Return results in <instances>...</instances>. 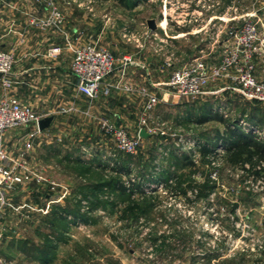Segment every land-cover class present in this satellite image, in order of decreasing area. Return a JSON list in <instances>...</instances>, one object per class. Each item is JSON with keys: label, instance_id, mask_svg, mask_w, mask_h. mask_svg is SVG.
Wrapping results in <instances>:
<instances>
[{"label": "rangeland", "instance_id": "1", "mask_svg": "<svg viewBox=\"0 0 264 264\" xmlns=\"http://www.w3.org/2000/svg\"><path fill=\"white\" fill-rule=\"evenodd\" d=\"M133 1L94 0L104 33L96 43L86 42L117 57L140 58L157 82L167 81L175 64L196 57L218 61L225 45L233 43L229 32L247 22L257 27L258 52L264 53V0ZM148 19L155 20L154 31ZM16 85L9 93L17 97ZM77 93L72 91L71 102ZM216 95L159 102L150 112L149 135L134 154H126L100 127L98 116L60 111L70 105L62 101L56 107L62 96L57 93L50 136L25 152L41 179L32 174L11 188L0 187V259L13 264H264V166L259 164L262 172L255 177L231 163L227 151L215 156L214 164L210 152L200 154L203 144L224 131L220 116L238 119L243 130L257 129L252 134L263 138L264 102L236 96L239 106L224 108L229 100ZM10 130L18 137L8 142L17 160L27 128ZM54 210H63L64 218H56Z\"/></svg>", "mask_w": 264, "mask_h": 264}, {"label": "crops", "instance_id": "2", "mask_svg": "<svg viewBox=\"0 0 264 264\" xmlns=\"http://www.w3.org/2000/svg\"><path fill=\"white\" fill-rule=\"evenodd\" d=\"M57 6L63 16L61 24L44 26L41 21L50 12L46 4H38L32 0H0L2 46L12 50L16 60L11 71L13 84H17L14 93L18 99L26 100L36 110L43 111L44 117L52 116L49 126L57 117L53 107L59 98L55 95L59 93L62 96L56 107L65 102L75 107V115L83 116L88 110L93 116H108L130 132L132 127L138 126L143 111L145 97L140 88L149 86L150 81L159 85L166 81L157 82L147 65L134 56L125 66H121L120 60H117L115 69L104 79L98 97L89 106L85 107L83 98L78 93L74 102H71L74 95L72 91H76V80L69 69L73 49L86 41L96 43L104 29L98 22V9L94 0H57ZM135 46L141 47V42L139 46ZM54 48H57V51L51 52ZM115 57L119 59L121 56ZM253 61L256 76L264 79V53L257 52ZM209 84L205 89L213 88L208 91L224 88L207 93L224 95L223 97L229 100L223 105L224 108L231 104L239 106L236 102L238 95L226 88L230 84L229 79ZM127 86L130 89H127ZM158 90L160 89L156 90L160 94ZM68 94L70 96H67ZM54 96L57 99L53 98ZM161 101H168L163 92ZM29 129L30 127H27V131ZM16 136L17 133L10 130L7 133L8 142L17 140Z\"/></svg>", "mask_w": 264, "mask_h": 264}, {"label": "built area", "instance_id": "3", "mask_svg": "<svg viewBox=\"0 0 264 264\" xmlns=\"http://www.w3.org/2000/svg\"><path fill=\"white\" fill-rule=\"evenodd\" d=\"M32 1L38 4H46L50 9L49 15L41 21L42 25L56 26L61 24L63 16L57 6V0ZM229 34L233 38V43L230 46L225 45V50L218 61L208 62L196 57L175 64L166 82L159 85L150 81L151 90L148 87L140 88L141 94L145 97V102L135 135L131 134L124 126L116 124L108 116L100 115L97 117L98 124L104 132L111 136L119 151L134 154L141 145L140 131L144 130L149 134L151 130L149 126L150 112L161 101L157 89L162 90L167 99L170 98L173 102H179L187 97L220 91L224 88L213 91H208L205 88L211 82L229 79L230 84L226 88L232 93L248 101L264 102V80H260L256 76L253 61L254 55L260 49L257 43L259 41L257 27L254 23L247 22L240 29L231 30ZM226 40L227 38L225 42H227ZM51 51H57V48ZM14 59L13 51L3 48L0 36V86L3 90L0 95V187L2 188H11L15 184L29 180L32 174L39 180L41 179L30 167L25 152L30 150L37 140L40 141L50 136L48 128L39 129L38 127V121L44 115L39 114L9 93L13 84L11 71ZM117 60H120L121 66L131 62L129 56L122 55L117 59L111 51L98 47L92 42L82 43L74 48L70 61V73L76 80V91L84 96L88 104L98 97L104 79L115 69ZM162 85L166 88H160ZM127 89L130 87L127 86ZM74 110L76 109L72 105L68 108L60 107L62 112ZM85 113H89L88 110ZM20 127H30V129L21 145L22 149L18 154V159L15 160L9 152L7 133L12 128ZM254 131L256 132L257 129ZM254 135L258 136L255 133ZM225 151L223 147L219 146L209 153V157L213 160L215 156ZM212 163L214 164L215 161L213 160ZM262 166H264V162ZM244 167L248 168V164H244ZM215 175L216 170H213L212 176ZM0 263L13 264L11 261L3 259H0Z\"/></svg>", "mask_w": 264, "mask_h": 264}, {"label": "trees", "instance_id": "4", "mask_svg": "<svg viewBox=\"0 0 264 264\" xmlns=\"http://www.w3.org/2000/svg\"><path fill=\"white\" fill-rule=\"evenodd\" d=\"M134 0L132 5H137ZM257 102V101H254ZM205 117H207L205 115ZM224 124V131L215 134L213 141L208 146L202 145L201 155H205L206 152H212L216 146L223 147L228 152V160L233 164H239L243 170L250 171L257 177L262 169L261 163L264 162V137L259 138L253 135L250 131H245L239 124L238 119L224 120L221 116L218 117ZM254 125L257 124L256 119L250 120ZM244 164H248V168L244 167ZM124 174L127 171L120 170ZM114 188L118 189L121 193H124V186L119 181H114ZM63 211V210H62ZM62 211L54 210L53 215L58 219L64 218ZM51 247L44 248L40 251L45 255ZM44 259V258H41Z\"/></svg>", "mask_w": 264, "mask_h": 264}, {"label": "water", "instance_id": "5", "mask_svg": "<svg viewBox=\"0 0 264 264\" xmlns=\"http://www.w3.org/2000/svg\"><path fill=\"white\" fill-rule=\"evenodd\" d=\"M147 26H148V28L151 31H154L156 29V27H157V24H156V22H155L154 19H148L147 20ZM51 120H52V116H46V117L41 118L38 121V127H39V129L48 128ZM140 135L144 137V136L147 135V133L144 130H141L140 131Z\"/></svg>", "mask_w": 264, "mask_h": 264}]
</instances>
